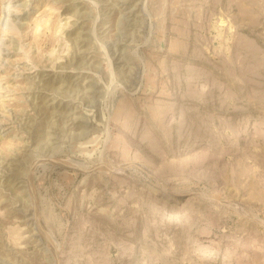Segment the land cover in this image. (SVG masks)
Listing matches in <instances>:
<instances>
[{
    "label": "rangeland",
    "instance_id": "1",
    "mask_svg": "<svg viewBox=\"0 0 264 264\" xmlns=\"http://www.w3.org/2000/svg\"><path fill=\"white\" fill-rule=\"evenodd\" d=\"M0 264H264V0H0Z\"/></svg>",
    "mask_w": 264,
    "mask_h": 264
},
{
    "label": "bare ground",
    "instance_id": "2",
    "mask_svg": "<svg viewBox=\"0 0 264 264\" xmlns=\"http://www.w3.org/2000/svg\"><path fill=\"white\" fill-rule=\"evenodd\" d=\"M14 155H16V154H14ZM181 196L180 195H173V194H165L164 195V199L165 200H168V201H170V202H173V203H178L179 201H180V198ZM37 222V221H36Z\"/></svg>",
    "mask_w": 264,
    "mask_h": 264
}]
</instances>
